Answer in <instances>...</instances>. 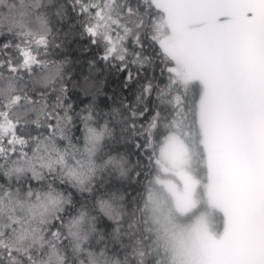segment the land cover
Instances as JSON below:
<instances>
[{
    "label": "snow or ice",
    "instance_id": "6c2138e0",
    "mask_svg": "<svg viewBox=\"0 0 264 264\" xmlns=\"http://www.w3.org/2000/svg\"><path fill=\"white\" fill-rule=\"evenodd\" d=\"M0 264H264V0H0Z\"/></svg>",
    "mask_w": 264,
    "mask_h": 264
},
{
    "label": "trees",
    "instance_id": "16d2710c",
    "mask_svg": "<svg viewBox=\"0 0 264 264\" xmlns=\"http://www.w3.org/2000/svg\"><path fill=\"white\" fill-rule=\"evenodd\" d=\"M75 21H76V17H75L74 10L70 9L69 22L75 24ZM74 31H79V27L77 26L76 28H74ZM87 43H88V40L86 38L82 39L79 36L70 38V42H66L65 44V47L67 48L66 54L70 55L74 60L75 59H80L81 61L86 60L89 56L93 55V53L92 52L83 53L80 50V47H82L83 45ZM78 45L80 47H78ZM75 68L77 71H84L86 70V64L85 63L77 64L75 65Z\"/></svg>",
    "mask_w": 264,
    "mask_h": 264
}]
</instances>
